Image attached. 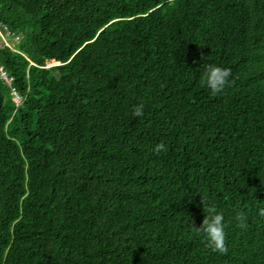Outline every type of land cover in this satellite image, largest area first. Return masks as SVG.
I'll return each instance as SVG.
<instances>
[{
	"label": "trees",
	"instance_id": "1",
	"mask_svg": "<svg viewBox=\"0 0 264 264\" xmlns=\"http://www.w3.org/2000/svg\"><path fill=\"white\" fill-rule=\"evenodd\" d=\"M0 22V264H264V0H0Z\"/></svg>",
	"mask_w": 264,
	"mask_h": 264
},
{
	"label": "clouds",
	"instance_id": "2",
	"mask_svg": "<svg viewBox=\"0 0 264 264\" xmlns=\"http://www.w3.org/2000/svg\"><path fill=\"white\" fill-rule=\"evenodd\" d=\"M200 74L203 78V83L206 89L212 95H218L222 93L225 88L230 84L231 70L221 65L205 62L200 66ZM144 115L143 104L137 105L133 111V116L140 118ZM165 145L160 143L156 146V151L163 150ZM204 201V200H203ZM204 203V219L199 226H192L193 230L197 234L203 235L206 242L213 250L226 253L228 248L226 247L225 239L226 233L224 229V215L220 211H214L208 208L205 213ZM259 214L264 216V207L259 209ZM237 220L244 226L246 224V216L243 212L237 214Z\"/></svg>",
	"mask_w": 264,
	"mask_h": 264
},
{
	"label": "built area",
	"instance_id": "3",
	"mask_svg": "<svg viewBox=\"0 0 264 264\" xmlns=\"http://www.w3.org/2000/svg\"><path fill=\"white\" fill-rule=\"evenodd\" d=\"M20 37L16 36L8 26L0 22V48L11 49L16 51V46L19 43ZM0 78L5 84L11 85L13 78L7 73V71L0 65ZM16 94V93H15Z\"/></svg>",
	"mask_w": 264,
	"mask_h": 264
},
{
	"label": "rangeland",
	"instance_id": "4",
	"mask_svg": "<svg viewBox=\"0 0 264 264\" xmlns=\"http://www.w3.org/2000/svg\"><path fill=\"white\" fill-rule=\"evenodd\" d=\"M50 66H54V65H58L56 64V62H54L53 60H49ZM14 101L20 105L22 102V98L20 96H18L17 94L14 95Z\"/></svg>",
	"mask_w": 264,
	"mask_h": 264
}]
</instances>
